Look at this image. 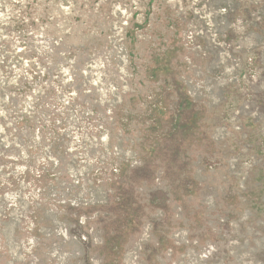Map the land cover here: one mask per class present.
Listing matches in <instances>:
<instances>
[{
    "label": "rangeland",
    "instance_id": "rangeland-1",
    "mask_svg": "<svg viewBox=\"0 0 264 264\" xmlns=\"http://www.w3.org/2000/svg\"><path fill=\"white\" fill-rule=\"evenodd\" d=\"M0 264H264V0H0Z\"/></svg>",
    "mask_w": 264,
    "mask_h": 264
},
{
    "label": "built area",
    "instance_id": "built-area-1",
    "mask_svg": "<svg viewBox=\"0 0 264 264\" xmlns=\"http://www.w3.org/2000/svg\"><path fill=\"white\" fill-rule=\"evenodd\" d=\"M175 237H176L178 240H180V241H182V242H184V243H189L186 234L183 233V232H182V233H178V234H176ZM184 237H185V238H184Z\"/></svg>",
    "mask_w": 264,
    "mask_h": 264
}]
</instances>
